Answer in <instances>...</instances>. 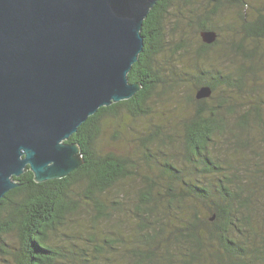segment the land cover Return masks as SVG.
<instances>
[{
    "label": "trees",
    "instance_id": "obj_1",
    "mask_svg": "<svg viewBox=\"0 0 264 264\" xmlns=\"http://www.w3.org/2000/svg\"><path fill=\"white\" fill-rule=\"evenodd\" d=\"M193 1L160 0L150 9L140 31L142 51L127 73L128 81L139 83L140 89L129 99L100 107L66 140L79 146L83 163L78 170L35 182L27 167L13 178L20 185L0 199V246H6L9 232H16L18 239L8 253L10 264H264V231L253 221L258 175L242 149H235L239 157L234 161L221 160L214 150L217 139L238 142L234 129L248 131L255 125L264 132L258 104L241 112V105L235 109L229 99L232 91H244L247 78L261 64L264 51L245 46L264 42V8L246 12L248 0H202L200 12L186 16L183 7ZM224 4L242 8L235 18L242 40L236 48L240 63L228 71L207 64L208 52L219 43L216 14ZM173 10L177 22L188 18L194 35L177 31L176 46L170 47L165 23ZM205 29L217 34L211 44L199 41ZM201 85H209L212 95L197 100L195 90ZM219 90L231 92L225 96ZM158 94L181 102L188 112L179 123L181 148L170 149L174 141L169 121L136 137L146 164L142 170L131 156L98 147L105 122L121 111L131 118L148 117ZM137 175L143 184L133 207L119 199L107 203L112 188ZM80 201L98 217L128 219L132 230L109 240L107 251L95 248L90 255L78 247L67 257L50 233Z\"/></svg>",
    "mask_w": 264,
    "mask_h": 264
},
{
    "label": "water",
    "instance_id": "obj_2",
    "mask_svg": "<svg viewBox=\"0 0 264 264\" xmlns=\"http://www.w3.org/2000/svg\"><path fill=\"white\" fill-rule=\"evenodd\" d=\"M158 1L0 0V199L27 167L35 182L79 169V146L66 140L100 107L139 91L127 73ZM199 37L211 44L217 34ZM211 95L209 85L194 94Z\"/></svg>",
    "mask_w": 264,
    "mask_h": 264
},
{
    "label": "rangeland",
    "instance_id": "obj_3",
    "mask_svg": "<svg viewBox=\"0 0 264 264\" xmlns=\"http://www.w3.org/2000/svg\"><path fill=\"white\" fill-rule=\"evenodd\" d=\"M249 4L246 6V12H253V9L264 8V0H248ZM202 0H194L192 3H187L183 7L184 14L191 15L199 11L202 5ZM198 9V10H196ZM242 8L231 4L222 5L217 14V33L219 43L208 52V62L214 68H219L223 71L234 70L240 63V56L238 55L237 46L240 45L241 35L238 28V13ZM178 13L171 11L167 15L165 23V34L167 35L168 45L175 47L179 38L177 31H182L183 36L194 35V26L188 25L186 18L180 22L176 21ZM182 35V34H181ZM199 41L200 37L198 34ZM195 40V39H193ZM244 43V42H243ZM255 46L258 51H264V42H251L250 48ZM196 43L193 48H196ZM223 55H220V53ZM236 52V54L234 53ZM182 58L187 60V57ZM244 91H232L231 103L235 109H241L242 112L246 108H250L252 104L259 107L264 116V52L259 66H255V73L249 76L246 80ZM231 91L222 93L220 90L217 94H230ZM153 112L146 118L136 119L127 116L123 111L114 120L105 122L103 126L102 136L98 141V147L103 151L113 150L117 153L131 156L138 163V168L142 170L145 167V162L141 160V146L136 137L140 135L147 127L154 128L155 125L162 123L169 124L168 133L171 134V139L174 141L172 148L174 152L181 148L179 123L182 117L186 116L188 112L184 110L181 102H176L170 98H165L158 94L154 99ZM239 111V112H240ZM169 127V126H168ZM167 127V128H168ZM166 129V128H165ZM237 141L234 142L222 138L217 139L214 144V150L218 153L221 160L234 161L237 155L235 149H242L245 156L248 158L247 164L258 175L259 184L257 190L252 195L254 197V224L264 231V132L257 126H253L250 130L245 131L241 129H234ZM232 137V136H230ZM168 152V151H167ZM141 173V171H140ZM143 184V180L139 175L133 179L120 182L116 187L112 188L107 196V203L110 199H119L127 206L133 207L135 193ZM77 199V196H73ZM112 214V213H111ZM94 210L89 205L83 202H78L76 209L64 215V222L62 226L57 227L50 233V238L53 244L61 249V252L67 257L70 256L69 251L78 252V247L86 250L90 255L95 254V248H103V251L108 250L109 240L113 241L115 236L121 233L125 234L132 230V222L128 219L117 221L113 215H107L105 218L98 217ZM6 246H0V264H10L9 251L16 249L18 246V239L16 232H9L4 236ZM88 254V256H89ZM85 258L87 256H84Z\"/></svg>",
    "mask_w": 264,
    "mask_h": 264
}]
</instances>
